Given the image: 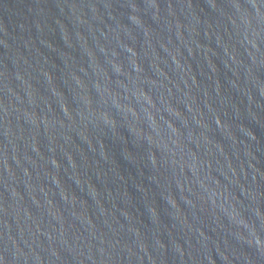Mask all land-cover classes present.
<instances>
[{
  "label": "water",
  "instance_id": "water-1",
  "mask_svg": "<svg viewBox=\"0 0 264 264\" xmlns=\"http://www.w3.org/2000/svg\"><path fill=\"white\" fill-rule=\"evenodd\" d=\"M0 264H264V0H0Z\"/></svg>",
  "mask_w": 264,
  "mask_h": 264
}]
</instances>
